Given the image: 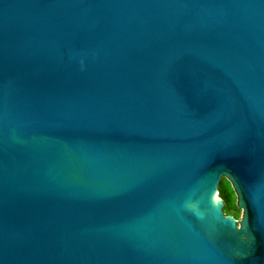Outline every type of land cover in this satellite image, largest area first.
<instances>
[{
    "label": "water",
    "instance_id": "1",
    "mask_svg": "<svg viewBox=\"0 0 264 264\" xmlns=\"http://www.w3.org/2000/svg\"><path fill=\"white\" fill-rule=\"evenodd\" d=\"M0 264H264V0H0Z\"/></svg>",
    "mask_w": 264,
    "mask_h": 264
},
{
    "label": "rangeland",
    "instance_id": "2",
    "mask_svg": "<svg viewBox=\"0 0 264 264\" xmlns=\"http://www.w3.org/2000/svg\"><path fill=\"white\" fill-rule=\"evenodd\" d=\"M221 181H222V186L225 187V190H226V192L228 194L227 195V199H226V203H225L226 205L224 206L225 211H226L225 213H226V215L234 217L236 220H240L242 212H241L240 209H238L236 207V198H235V195H234V193H233V191L231 189V186H230L229 182L225 178H222ZM216 196L224 204V201L218 195V191H217Z\"/></svg>",
    "mask_w": 264,
    "mask_h": 264
},
{
    "label": "trees",
    "instance_id": "3",
    "mask_svg": "<svg viewBox=\"0 0 264 264\" xmlns=\"http://www.w3.org/2000/svg\"><path fill=\"white\" fill-rule=\"evenodd\" d=\"M218 195L219 197L224 201V206L226 205V199H227V192L225 190V187L222 186V181H220L219 183V187H218ZM223 211H224V214L226 215V211H225V208L223 207Z\"/></svg>",
    "mask_w": 264,
    "mask_h": 264
},
{
    "label": "bare ground",
    "instance_id": "4",
    "mask_svg": "<svg viewBox=\"0 0 264 264\" xmlns=\"http://www.w3.org/2000/svg\"><path fill=\"white\" fill-rule=\"evenodd\" d=\"M215 197L217 198V196L215 195ZM219 200V198H217Z\"/></svg>",
    "mask_w": 264,
    "mask_h": 264
}]
</instances>
